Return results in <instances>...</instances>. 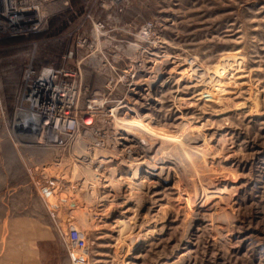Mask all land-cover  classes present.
<instances>
[{"label":"rangeland","instance_id":"374dc122","mask_svg":"<svg viewBox=\"0 0 264 264\" xmlns=\"http://www.w3.org/2000/svg\"><path fill=\"white\" fill-rule=\"evenodd\" d=\"M41 14L38 31L0 37V258L15 245L22 248L23 220L40 219L56 240L58 264L75 261L70 256L75 247L66 242L75 226L88 241L81 264H174L187 250L192 256L187 264H264V0H46ZM166 55L195 62L206 76L178 86L179 75L165 73L151 98L146 80ZM46 68L70 91L72 115L84 117L79 136L63 132L68 140L61 145L49 129L41 139L14 127L29 77ZM127 103L163 131H176L182 117L205 126L210 148L229 139L213 154L223 164L215 174L218 187L236 190L229 220L217 206L216 214L197 218L187 238L188 192L174 178L159 183L140 208L131 200L111 203L112 187H85L83 174L72 177L74 163L82 165V155L103 141L115 153L107 170L124 177L125 194L134 192L133 173L118 158L142 159V149L119 140L109 117L111 108ZM94 114L88 133L84 121ZM57 175L65 181L55 184ZM84 190H95L99 202L86 203ZM88 208L95 226L76 221L77 212ZM229 221L232 230L220 228ZM140 224L144 239L125 257L122 243L130 226Z\"/></svg>","mask_w":264,"mask_h":264},{"label":"bare ground","instance_id":"6f19581e","mask_svg":"<svg viewBox=\"0 0 264 264\" xmlns=\"http://www.w3.org/2000/svg\"><path fill=\"white\" fill-rule=\"evenodd\" d=\"M28 2L29 4L35 5L36 8L39 10L40 16H42L41 9L43 7V4L46 3V0H28ZM165 57L166 58L163 59L160 62L159 66L157 67L156 74L152 75L146 80L145 92L147 96L151 98H153L152 96L154 95L157 84L163 80L165 73L167 74H171L173 72L177 73L179 75V78L177 80L178 86H180V83L183 82L182 80H185L186 78L191 80H193V78H196V80H198L197 78L206 76L204 75L200 67L193 61L184 63L183 60L178 61V60H172V58H168L169 55H166ZM44 75L45 76L51 75L50 68L45 69ZM210 78L211 80H215L214 79L215 77L210 76ZM174 99L175 100L179 99L178 95H174ZM155 100H157L160 103L159 98H156ZM174 107H176V109L178 110L181 109V106L177 103V101ZM121 109H123L124 112L123 116H121L123 114ZM89 113L91 114L93 112H89ZM109 114H110L109 117L111 119V125L113 126L115 133H117V135L120 136L119 140L120 139L127 140V142H130L131 145H135L139 147V149L140 148L142 149V154H143L142 159L133 158L128 160L125 157L118 158V161L120 162L119 164L125 165L133 173V176L130 179L131 181L129 183V187L131 188V191L133 190L134 192L133 193L130 192V194L128 195L125 194L124 187L126 186L125 184L126 180L124 179V177L121 176L120 173H118L115 169L111 170L113 168L111 169L109 168L110 170H107V166L105 165H107L109 162L112 161L113 157H115L114 156L115 153L111 152V150H109L110 148L108 149L107 145L103 144L104 143L103 141H101V144L97 145L99 147L96 146V148L93 150L92 153L87 154L83 152L85 155H82L81 157V161H83L82 165H78L77 163H74L73 166L74 170L72 173L73 178L80 177L81 174H83V179H84L83 183L85 187L88 186L89 184H92L94 187L99 184H102L103 187L104 186L112 187L110 190L111 191L110 193H112L111 194L112 200L110 199L111 203L115 202L117 199H124L125 202L131 200L133 202H136L137 207L141 206L142 208L145 207L144 205L145 196L147 197V195L156 192L155 188L159 183L163 181H169L172 178H174L179 183V185L182 186L183 190H187L186 192H188L187 200L190 205V214L192 217L191 219L192 222L190 223L189 229L186 231L187 238L190 237L195 227L199 224L197 218L200 215L202 217L203 214L205 215L210 214L211 211L213 212V209H215V207L217 206L221 209L220 213L224 214L227 217V219L229 218L228 208L235 199L234 194L236 190L234 189V187L232 188H229L228 186L224 188L218 187L215 180V174L218 172L219 167L222 166L223 164H220V162L216 163L214 161V155H213L216 149L218 148L223 151V146L225 145V143L230 144L228 143L229 139L227 140V138L224 137V141L220 142L218 147L210 148L208 144L210 142V139H207L203 132L205 126H201V125L198 126V124L192 122L191 119H184V117H182L183 125L177 128L176 131L160 130L154 125V121L151 120L152 118L150 115H143L136 106L130 103H127L121 107L119 105L114 106L113 108L110 109ZM15 116L16 117L14 119V127L16 131L24 133L25 135H30L31 138H37L38 136L41 137L42 139L43 138L42 135H45V130L49 129L52 132V135L54 136L53 140L56 141L57 145H61L68 140V138L65 139L64 136L62 135L63 132L66 133L68 132L70 133V135L73 136L75 135L73 139L76 138V136L79 133H81V129H82L81 121L84 118V117L79 118L77 116L75 117L74 115H72L73 118L75 119V122L73 126L74 129L71 130L69 127L66 126L67 124L72 123L71 120H73L70 119V113L68 115L59 116V118L56 119V122L52 124L51 121L37 117L34 113L27 111L25 108L18 110ZM94 117L95 114L93 116L91 115L90 117H88L86 123L84 121V124H88V126H86L87 131L90 130V124H92ZM120 144L121 142L119 143V145ZM129 157L131 158V155ZM94 165H97V168H95ZM101 170H104V172L102 173ZM65 179H66L65 176L57 175L56 180L54 182L55 184L56 183L60 184L61 182H64ZM129 187H127L126 189H129ZM94 191L91 192L88 190H84L83 197L86 203H90L91 201L92 202L97 201V203L99 202L98 199L101 197H99L100 195L97 196L98 193ZM107 195L109 196V194ZM182 195L184 196V193H182ZM104 196L103 198L106 197ZM71 197H77V195L74 196V193H72ZM76 208L80 209L78 207ZM73 211L77 212V210L75 209H73L72 212ZM77 213H79L76 217L77 218L76 221H78L77 222L78 224L85 227H90L92 225L95 226V224H97V223L93 224V212L91 213L89 208L85 209L84 211H78ZM214 214L216 213L213 212V215ZM107 216H109V214H107ZM96 219L98 218L96 217ZM141 226H142L141 224L137 228H135L134 226L133 227L130 226V230L127 232L129 233L128 237L125 238L123 243L121 242L122 244H124L123 255L125 257L132 254V252H134L142 243L141 241L144 238L142 235H140ZM75 228L79 230L77 226H75ZM220 228L224 230H232L233 229L232 222L229 221L228 223H226L225 226ZM187 251H188L187 253L180 255L181 257L179 258L178 262L174 264L189 263L192 260V256L189 253V250ZM84 253L88 254L86 250L84 251L78 248H74L72 253L73 258L75 259V256H79L81 258V254ZM81 263L77 262V264H81Z\"/></svg>","mask_w":264,"mask_h":264},{"label":"built area","instance_id":"2783aa9c","mask_svg":"<svg viewBox=\"0 0 264 264\" xmlns=\"http://www.w3.org/2000/svg\"><path fill=\"white\" fill-rule=\"evenodd\" d=\"M42 19L39 10L35 5L29 4L28 0H0V37L34 33L40 29ZM50 70V76L42 73L34 79L29 77V89L25 102L19 110L25 108L37 117L51 121V124L55 123L59 116L70 113V119L73 120L66 125L70 127V124L75 122L69 105L70 102L72 103L68 95L70 91L55 83L56 74L52 69ZM66 242L67 245L80 250L86 249L88 245L86 235L74 227H70ZM70 256L72 258L71 251ZM80 260L82 257L75 256V261L72 262L77 264Z\"/></svg>","mask_w":264,"mask_h":264},{"label":"crops","instance_id":"0c3cea01","mask_svg":"<svg viewBox=\"0 0 264 264\" xmlns=\"http://www.w3.org/2000/svg\"><path fill=\"white\" fill-rule=\"evenodd\" d=\"M23 220L25 243L10 248L7 257L0 258V264H58L59 251L53 234L43 229L41 220Z\"/></svg>","mask_w":264,"mask_h":264}]
</instances>
